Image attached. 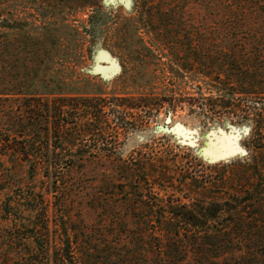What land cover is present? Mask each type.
I'll return each instance as SVG.
<instances>
[{
	"label": "rangeland",
	"instance_id": "374dc122",
	"mask_svg": "<svg viewBox=\"0 0 264 264\" xmlns=\"http://www.w3.org/2000/svg\"><path fill=\"white\" fill-rule=\"evenodd\" d=\"M60 4L55 0H0V87L7 85L20 92L0 100V117L9 109L15 112L23 97L43 98V103L47 99V106L60 109L69 120L75 115L93 125L79 139L55 138L56 149H81L87 158L89 152L92 165L97 164L99 154L116 150L148 175L164 168L171 172L172 182H162L153 194H144L149 203L159 196L167 204L174 195L196 208L203 201L238 197V205L251 197L246 202L251 210V200L264 197V99L251 103L242 99L244 94H237L236 106L211 110L205 98L222 94L197 72L186 73L181 68L184 75L176 73L175 67L181 65L171 55L227 53L242 56V61L249 57L243 65L262 73L264 0H153L146 6L139 0H101L94 6L74 3L72 11ZM147 8L166 18L169 29L149 32L141 18ZM15 22L27 25L10 28ZM39 32V44L27 46V37ZM251 43L260 45L252 47ZM59 94L94 97L102 112L97 113L92 102L88 113L81 112L83 105L76 113V105L61 102ZM141 96L153 97L160 105L137 106ZM31 104L39 113L41 101ZM0 171V199L5 194L24 196L29 190L41 189V176L30 179L24 162L13 163L0 156ZM59 178L69 190L65 201L58 198L56 203L62 202L67 217L82 216L91 228L90 245L97 253L113 261L117 251L125 254L134 245L143 257L151 243L144 228L151 225L127 222L134 215L132 209H111L109 196V209L101 214L104 210L96 199L100 181ZM137 198L142 199L138 194L133 200ZM148 210L143 206V214ZM114 213L125 219L123 226L112 228Z\"/></svg>",
	"mask_w": 264,
	"mask_h": 264
},
{
	"label": "trees",
	"instance_id": "16d2710c",
	"mask_svg": "<svg viewBox=\"0 0 264 264\" xmlns=\"http://www.w3.org/2000/svg\"><path fill=\"white\" fill-rule=\"evenodd\" d=\"M55 1L61 2L60 8L70 11L75 9L73 5L77 3L81 6L101 3V0ZM139 1L146 6L145 3L153 0ZM141 13L143 24L149 32L158 34L162 29H169L167 19L161 18L156 12L147 8V14ZM4 25L9 23L4 22ZM26 25L15 22L10 24V28L22 29ZM38 27L35 29H40ZM41 36L40 32L32 38L28 36L29 43L26 42V45L39 44ZM162 38L166 36L162 35ZM251 44L252 47L260 45ZM171 57L181 65L175 67L176 73L184 75L182 69L186 73L197 72L216 86V91L222 95L205 98L211 110L236 106L234 100L237 94H244L242 99L246 102L250 100L251 103L264 99V70L262 73L249 71L248 66L243 65L249 57L245 61H242V56L232 57L227 53L217 56L189 53L183 57L172 54ZM193 62L198 66H194ZM19 93L13 87L2 85L0 100H7L9 96ZM57 96L61 102L76 105V113L81 105L85 110L81 112L85 114L90 111L92 102L97 113L102 112L101 103L96 102L94 97ZM27 98L23 97L21 103L16 105L15 112L9 109L7 115L0 117V156L12 159L13 163L24 162L28 177L34 180L40 175L42 185L41 189L29 190L27 195L5 194L0 199V264H264V197L251 200L254 202L251 210L254 211L246 204L251 197L240 200L238 205V197L223 202L203 201L196 208H190L174 195L167 199V204L159 196H154V202L149 203L143 199L146 196L144 194H153L154 188H160L162 182H172L169 170L164 168L148 175L132 159H124L116 150L107 149L98 155L97 164L92 165L94 161L89 162V152L87 158L86 153L80 152L81 149L76 152L56 149L52 143L55 138L79 139L91 131L93 125L79 121L75 115L69 120L63 111L60 113V109L47 106V99L43 103V98ZM36 100L41 101V113L31 109V101ZM154 102L153 97L141 96L137 106H149V103L153 105ZM98 129L95 127L93 130ZM81 133L84 134L80 136ZM63 175L78 181L93 178L101 182L96 185L98 206L104 210L101 214H106L105 211L109 209V196L113 203L111 209H132L136 216L129 215L127 222L151 225L144 228L151 243L143 257L137 254L140 248L133 245L132 251L128 249L125 254L117 251L115 260L109 261L91 247V228L82 216L78 219L67 217L61 208L62 202L56 203L58 198L65 201L68 196L69 187L65 183L61 185L62 179L59 178ZM138 194L142 199L134 201ZM143 206L149 209L144 214ZM232 206L235 207L234 211ZM135 209L140 213H136ZM113 215L114 219L110 223L112 228L123 226L125 219L116 217V213Z\"/></svg>",
	"mask_w": 264,
	"mask_h": 264
},
{
	"label": "bare ground",
	"instance_id": "6f19581e",
	"mask_svg": "<svg viewBox=\"0 0 264 264\" xmlns=\"http://www.w3.org/2000/svg\"><path fill=\"white\" fill-rule=\"evenodd\" d=\"M103 58V57H102Z\"/></svg>",
	"mask_w": 264,
	"mask_h": 264
}]
</instances>
